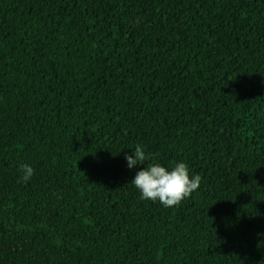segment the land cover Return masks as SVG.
<instances>
[{"label":"trees","instance_id":"16d2710c","mask_svg":"<svg viewBox=\"0 0 264 264\" xmlns=\"http://www.w3.org/2000/svg\"><path fill=\"white\" fill-rule=\"evenodd\" d=\"M0 264H264V0H0Z\"/></svg>","mask_w":264,"mask_h":264},{"label":"clouds","instance_id":"9594fccd","mask_svg":"<svg viewBox=\"0 0 264 264\" xmlns=\"http://www.w3.org/2000/svg\"><path fill=\"white\" fill-rule=\"evenodd\" d=\"M129 169L145 164L149 156L138 144L133 155L125 154ZM146 165V164H145ZM22 180L28 181L34 175V169L27 165H21ZM140 192L141 200L157 201L166 208L177 206L182 200L188 198L200 187L201 177L195 175L189 177L188 166L184 162L176 163L171 170L160 164L144 166L137 171L130 181Z\"/></svg>","mask_w":264,"mask_h":264}]
</instances>
